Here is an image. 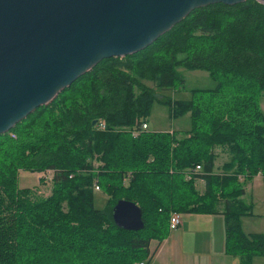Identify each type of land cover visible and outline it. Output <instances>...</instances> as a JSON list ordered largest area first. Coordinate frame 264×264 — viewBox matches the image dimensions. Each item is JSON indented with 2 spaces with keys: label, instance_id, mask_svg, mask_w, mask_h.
<instances>
[{
  "label": "trees",
  "instance_id": "obj_1",
  "mask_svg": "<svg viewBox=\"0 0 264 264\" xmlns=\"http://www.w3.org/2000/svg\"><path fill=\"white\" fill-rule=\"evenodd\" d=\"M178 68L204 71L215 85L187 101L158 96L154 88L183 89ZM262 95L264 5L254 0L195 9L144 50L101 61L0 136V264H148L172 213L221 214L224 253L239 264L264 257V235L240 225L252 214L244 184L264 177ZM154 103L173 119L188 114L190 130L132 136ZM216 148L229 154L221 172ZM19 171L52 172L50 195L20 189ZM94 186L107 196L101 210ZM119 200L139 207L142 230L116 227Z\"/></svg>",
  "mask_w": 264,
  "mask_h": 264
},
{
  "label": "water",
  "instance_id": "obj_2",
  "mask_svg": "<svg viewBox=\"0 0 264 264\" xmlns=\"http://www.w3.org/2000/svg\"><path fill=\"white\" fill-rule=\"evenodd\" d=\"M246 1L0 0V136L101 61L144 50L193 10ZM111 216L121 230L143 229L131 202L119 200Z\"/></svg>",
  "mask_w": 264,
  "mask_h": 264
},
{
  "label": "rangeland",
  "instance_id": "obj_3",
  "mask_svg": "<svg viewBox=\"0 0 264 264\" xmlns=\"http://www.w3.org/2000/svg\"><path fill=\"white\" fill-rule=\"evenodd\" d=\"M176 71L179 73L181 78L184 80L183 89H181L180 91H173V90L159 91L154 88L158 96L162 95L165 97H169L173 100L187 101L191 98V91L208 90V89H212L215 85V83L209 78L208 74L204 71H187L182 68H178ZM146 84L153 88L152 83L147 82ZM258 103H259L260 110L264 116V95L259 97ZM147 123L149 125V131H154V132L172 131L178 135L185 131L190 130L191 128L190 118L188 114H185L184 116L176 118V119L170 118L168 115V109L165 106L159 105L157 103H154L152 105L150 115L147 118ZM216 149L220 150L222 148H216ZM222 150L223 151L221 150L217 151L218 160L216 162H217V165L219 166V172H221L222 163L223 161H225V157L222 156V154L224 155L225 153H227V152H224L225 149H222ZM228 160H229V154H228ZM51 178H52V172H49V171L44 172V173H39V174L19 171L18 176H17V185L20 189H30L35 195V197L46 198L50 195V191L52 187ZM259 184H262V187L264 188V183H259ZM106 200H107V196L102 190L97 191L94 189V208L95 209L101 210L104 207ZM251 201L252 200H249V195H248L245 199V203L251 206L255 205V213H258L263 216L256 215L252 219H249V220H254V222H256V224L258 225L262 224L263 227L260 229H264V204H262L261 201H259L257 198H255V202H251ZM252 211H253V208H252ZM179 218L182 221L184 220L186 221V218L188 217H185V214H180ZM206 223H208L209 225L205 224V221L201 219L196 224H194L192 228L197 231H200L202 229L211 228L210 229L211 232L206 231L205 234L207 236L217 235L215 232L216 227L215 226L213 227V225H210V222L208 221ZM170 234H174L176 237H180L182 232H179L177 230L169 231L167 237L160 244H162L166 239H168V236H170ZM215 240H216V237H215ZM150 246H151L150 252H152L156 248L157 242L152 241L150 243ZM166 254H167V250L164 247L163 252L161 253V257L165 256ZM177 256H178L177 259L180 260L179 250H178ZM194 261L199 264H206L207 260L203 256H198L196 259H194ZM255 264H264V259H262V257L257 259Z\"/></svg>",
  "mask_w": 264,
  "mask_h": 264
},
{
  "label": "crops",
  "instance_id": "obj_4",
  "mask_svg": "<svg viewBox=\"0 0 264 264\" xmlns=\"http://www.w3.org/2000/svg\"><path fill=\"white\" fill-rule=\"evenodd\" d=\"M149 131V125L146 122ZM154 132V131H152ZM172 132V131H170ZM169 132V133H170ZM223 151L222 149H220ZM215 149L216 160L214 163V171L219 172V166L217 165L218 152L220 151ZM226 152V150H224ZM222 156L225 157L222 165L228 161V154L225 153ZM264 183V178L261 175L255 176L251 181L244 184V194L241 196V200L245 203L246 197L249 195V200L255 202V198L261 201L264 204V188L262 184ZM196 189L200 193L204 190V183L201 180H197ZM100 190V189H99ZM253 211L250 216H245L240 219V225L243 233L245 234H262L264 235V229H260L263 225H258L252 219L254 216H263L258 213H255V205L252 206ZM221 208L219 207V210ZM186 221H181L180 228L176 230L182 232L180 237H176L174 234H170L168 239H166L162 244H157L156 248L152 251V257L148 264H199L194 261L198 256H203L206 258V264H239V259L237 257L228 256L224 253V226H223V216L221 214L216 215H195V214H186ZM203 219L205 224L207 221L210 222V225L216 227L215 236H207L206 231L210 229H202L197 231L192 228L199 220ZM263 220V219H261ZM209 225V224H208ZM201 233V234H200ZM173 235V236H171ZM208 237V239H207ZM216 237V240H215ZM165 245V246H163ZM164 247L167 250V254L161 257ZM151 249V246H150ZM178 250H179V259L178 260ZM151 252V253H152ZM161 257V258H160ZM261 257H254L252 264H255L257 259ZM264 259V257H262Z\"/></svg>",
  "mask_w": 264,
  "mask_h": 264
},
{
  "label": "built area",
  "instance_id": "obj_5",
  "mask_svg": "<svg viewBox=\"0 0 264 264\" xmlns=\"http://www.w3.org/2000/svg\"><path fill=\"white\" fill-rule=\"evenodd\" d=\"M98 129H101L103 130L104 129V124L103 122H100L98 125H97ZM148 129V126L146 123H142L141 126L139 128H133L132 129V136H136L138 134L139 131H145ZM12 137H14L12 134H11ZM201 170L200 166H196L194 169H192L191 171L192 172H199ZM260 175V174H258ZM262 176V175H261ZM264 178V177H263ZM239 181H242V178H238ZM94 189L95 190H99L98 186H94ZM180 218H179V215L178 214H175V213H172L169 217V230L170 231H173V230H176L179 226H180ZM140 264H145V263H140Z\"/></svg>",
  "mask_w": 264,
  "mask_h": 264
}]
</instances>
